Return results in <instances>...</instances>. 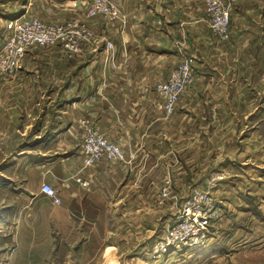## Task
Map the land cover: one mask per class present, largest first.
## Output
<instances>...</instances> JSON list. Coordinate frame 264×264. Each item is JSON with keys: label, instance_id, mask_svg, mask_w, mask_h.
Wrapping results in <instances>:
<instances>
[{"label": "crops", "instance_id": "obj_1", "mask_svg": "<svg viewBox=\"0 0 264 264\" xmlns=\"http://www.w3.org/2000/svg\"><path fill=\"white\" fill-rule=\"evenodd\" d=\"M114 1L123 20L111 22L85 16L87 0H23L24 12L56 9L55 18L42 16L78 18L95 38L75 54L58 44L30 48L8 78L27 92L12 102L9 130L18 141L13 158L0 163V184L9 188L0 195V231L11 244L0 243V264H139L144 216L129 211V203L158 206L167 174L170 198L181 203L209 170L226 174L223 186L257 165L247 160L264 139L255 126L264 121V0H224L231 19L226 40L211 35L201 0ZM106 40L116 47L109 63ZM182 54L194 58L193 80L166 115L155 84ZM88 126L118 143L126 159L84 167L79 150ZM43 181L60 203L40 191ZM247 192L228 196L217 212L220 228H210V243L191 252L190 262L194 253L203 256L201 264H225L224 243L237 235L235 248L260 253L253 264H264V195ZM223 220L231 224L225 237ZM113 221L120 226L114 229ZM128 235L135 240L129 246Z\"/></svg>", "mask_w": 264, "mask_h": 264}, {"label": "built area", "instance_id": "obj_2", "mask_svg": "<svg viewBox=\"0 0 264 264\" xmlns=\"http://www.w3.org/2000/svg\"><path fill=\"white\" fill-rule=\"evenodd\" d=\"M201 1L211 35L219 40L229 39L231 19L228 4L224 0ZM84 14L88 17L103 16L111 22L123 20L122 11L114 0H87ZM14 30L16 38L14 55L7 63H0V73H7L9 76L16 73L23 54L31 47L58 44L69 54H75L83 45L92 42L95 38L94 31L78 18L47 22L26 15L16 23ZM104 51L106 52L104 59L113 61L116 47L111 41H105ZM193 64V56L182 54L178 64L163 80L155 84V89L161 98L157 105L166 115L173 114L183 91L191 84L194 76ZM79 154L84 167L92 166L102 159L110 162L126 159L121 146L93 126H88L80 144ZM171 183L172 178L167 174L164 184L159 188V202L170 198ZM216 184V178L211 175L206 178L203 186L196 185L190 188L189 195L181 203L174 222L164 228L151 246L150 251L156 258L170 252L195 250L210 243L212 225L210 220L217 215V211L209 189ZM40 191L49 196L54 203H60L57 190L49 182L43 181Z\"/></svg>", "mask_w": 264, "mask_h": 264}, {"label": "rangeland", "instance_id": "obj_3", "mask_svg": "<svg viewBox=\"0 0 264 264\" xmlns=\"http://www.w3.org/2000/svg\"><path fill=\"white\" fill-rule=\"evenodd\" d=\"M22 4H23V0H0V63H4V64L7 63L14 55V50L16 48V38L14 37V31H15L14 28L18 21H20L22 18L26 17L27 15V16L37 17L43 21L50 22L48 21L47 18L43 16L51 15L52 18H55L57 14L56 9H53L50 13L46 14L45 11H41L39 7H35L32 13L24 12ZM27 51H29V49L26 50L25 53H27ZM16 53H18V51H16ZM22 58L20 62L23 61ZM106 62L109 63L113 61H106ZM103 63H104V59H103ZM8 78H9V74L0 73V163L1 164H6L10 158H13L12 156H9V151L14 149L18 141V138L15 132L9 130V127L13 126L11 125V120H10L12 102L17 96L22 97L27 92L24 88L22 90H19V87L16 88L13 81L8 80ZM53 114H55V112L53 113V111H50L49 116H52ZM263 114L264 112L262 113L261 117H263ZM17 124L19 125L20 123H17ZM255 126H257L259 129H264V121L263 120L259 121L257 119V123L255 124ZM261 142H262V145H264V139L262 140V138H260L256 142L257 149L255 153L250 156V161L247 160L248 166L254 163H256L257 165L253 166L252 169L249 168L248 171L242 170L240 172H237L239 173V175H242V177H239L240 178L239 181H235V180L231 181L230 179L235 178L232 174L229 177H227V179L224 180L223 186H220V184L222 183L221 181L223 177L226 176V174L223 171L218 170V169H211V170L208 169L209 171L206 175V178L213 175L217 180V184L209 189L212 197L214 198L215 209L217 212L224 211L223 206H228L226 202L230 199V197L228 198L229 195H235V194H238V192H240V194H242L244 197H247V196H250L251 194V193H248L247 190H250L254 193L256 192L255 194L260 195V197L264 195V152L263 150H260L261 146L259 144ZM231 169L233 173L234 172L233 167H231ZM205 171L207 172L206 169ZM4 172L6 173V167L4 168ZM234 182H236L239 185H236ZM8 193H9L8 185L6 183H1L0 184V195H6ZM187 197H185L184 200ZM173 199L175 198L174 197L168 198L162 202H159L157 200L158 203H160L158 206L156 204L152 206V204H143V203L142 204L141 203H137V204L129 203L128 204L127 207L129 211L135 210L137 208L138 210L143 212V216H144L143 219L138 220V222L140 221L141 226L145 229V234H144V239H143L144 247H142L138 251L139 264H154L155 259H158L161 261L159 264H166L169 262L170 264H201L202 261H199V259H204L202 255H199L201 258L197 255H193L196 252L195 250L197 248L195 250H187L185 252H177V253L170 252L167 255L160 256L157 258L156 256H154V254L151 253L150 250H151L152 244L155 241L154 239H156L158 235L162 233V231L168 224H170L171 222H174L180 210L182 202L180 203L179 200L175 201ZM217 206L219 207V209L217 208ZM218 217H219V214L215 215L210 220V222L213 224V226L212 225L210 226L211 229L213 228L216 229L217 227L220 228ZM134 221L135 220L131 218L127 219V225L128 226L134 225ZM223 221H224V224L222 227L221 235L225 237L228 234L227 232H225V229L228 227L227 224L229 225L231 224H230V221H227V222L226 220H223ZM112 226L114 229H116L120 226V224L119 222L113 221ZM3 232L6 233V230L2 229V231H0V243L7 242L8 244L7 235H4L3 237H1V234ZM236 238H237V235H234V236L232 235V237L228 238V244L226 245V243H224L223 250L226 253L223 254V257L226 260L225 264H253L255 263L254 260H258V257L253 258L252 256L253 255L257 256L260 253L251 252L252 250L247 248L244 251V255H242V252H240L242 248H235L237 243L232 244ZM244 240H246V238L245 239L242 238L241 242H243ZM134 241L135 240H134L133 235L127 236L126 242L128 246L130 245V243H134ZM122 244L125 245V241ZM241 245H250V244L245 242L244 244H241ZM8 246L10 247L11 244H8ZM134 252L135 251H133L132 253ZM191 252H194L191 255L192 262H190V259H189L190 258L189 255L191 254ZM128 255L130 256V254ZM206 258H209V257H206ZM236 260L239 261L240 263L233 262Z\"/></svg>", "mask_w": 264, "mask_h": 264}]
</instances>
